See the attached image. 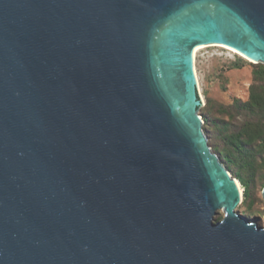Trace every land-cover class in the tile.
Segmentation results:
<instances>
[{
	"label": "water",
	"instance_id": "1",
	"mask_svg": "<svg viewBox=\"0 0 264 264\" xmlns=\"http://www.w3.org/2000/svg\"><path fill=\"white\" fill-rule=\"evenodd\" d=\"M212 43L264 63V0H0V264H264L200 116Z\"/></svg>",
	"mask_w": 264,
	"mask_h": 264
},
{
	"label": "trees",
	"instance_id": "2",
	"mask_svg": "<svg viewBox=\"0 0 264 264\" xmlns=\"http://www.w3.org/2000/svg\"><path fill=\"white\" fill-rule=\"evenodd\" d=\"M252 82L245 100L228 104L208 100L201 110L203 128L212 150L243 188L241 205L250 214L254 189L264 187V63H251ZM235 61L231 67L240 68Z\"/></svg>",
	"mask_w": 264,
	"mask_h": 264
},
{
	"label": "rangeland",
	"instance_id": "3",
	"mask_svg": "<svg viewBox=\"0 0 264 264\" xmlns=\"http://www.w3.org/2000/svg\"><path fill=\"white\" fill-rule=\"evenodd\" d=\"M238 61L242 64L240 68L231 67V64ZM243 57L230 52V50L208 46L197 52L195 67L197 70L203 106L208 100L228 104L235 98L245 100L248 96L249 85L252 82V65ZM204 107L200 108L201 110ZM202 117V115H200ZM210 140V136H207ZM255 203L250 214L244 212L241 204L235 210L246 216L250 221L258 225L264 224V198L262 196V186L258 182L254 189ZM224 215L223 210H218L214 220L221 219Z\"/></svg>",
	"mask_w": 264,
	"mask_h": 264
},
{
	"label": "bare ground",
	"instance_id": "4",
	"mask_svg": "<svg viewBox=\"0 0 264 264\" xmlns=\"http://www.w3.org/2000/svg\"><path fill=\"white\" fill-rule=\"evenodd\" d=\"M208 46H218V47L226 48V49L230 50V52H233L234 54H237V55L243 57L244 59H246V60H248L250 62H254V60L252 58H250L249 56L245 55L244 53H242L241 51L237 50L234 47H231L229 45L222 44V43H212V44H198V45H196L193 48V50H192V58H193V62L194 63H195V58H196L197 52L200 51L201 49L205 48V47H208ZM194 72H195V78H196L197 86L200 89L199 78H198V74H197V70H196L195 64H194ZM235 183H236L240 193L243 192V188L240 185L239 181L235 180ZM220 210H223V209H220Z\"/></svg>",
	"mask_w": 264,
	"mask_h": 264
}]
</instances>
